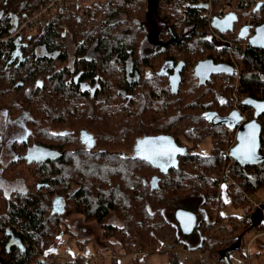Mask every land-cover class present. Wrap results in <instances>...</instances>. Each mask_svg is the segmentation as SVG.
<instances>
[{
    "label": "trees",
    "instance_id": "1",
    "mask_svg": "<svg viewBox=\"0 0 264 264\" xmlns=\"http://www.w3.org/2000/svg\"><path fill=\"white\" fill-rule=\"evenodd\" d=\"M49 1L0 0V108L12 109L14 113L19 109L28 115L26 141L16 143L15 151L20 154L38 147L57 153L56 158L45 160L21 157L0 169L3 177L21 185L6 196L0 189V198L4 200L0 206V256H5V264H51L44 258L56 244L64 220L72 215L97 222L107 237L121 239L127 253L139 242L153 246L161 227L172 226L171 220L166 222V211L173 202L189 197L202 200L204 218L198 227L203 241L211 240V264L224 263L227 254L236 250L237 242L242 248L244 234L253 228L243 218V236L239 234L226 241L212 236L219 223L236 220L234 216L221 215L228 205L225 197H229L232 207L243 208L248 203L246 195L257 198L264 194V163L246 166L236 161L232 152L237 129L221 123L233 111L237 80L236 92L244 99L264 101V38L255 44L250 39L246 43L243 37L247 38L249 33L253 37L256 34L254 38L258 39L257 35L264 32V0H155V6L144 0L90 4L78 0L66 14L50 11L36 34L10 37L17 18L37 13ZM208 1L211 12L206 7ZM150 12L156 19L161 15L159 28L149 21ZM230 12L238 15L239 27L225 34L211 29L213 18ZM101 13L110 21L96 26ZM132 16L130 23L128 18ZM210 31L226 41L215 39ZM149 36L165 41L152 43L147 40ZM69 42L73 44L72 51ZM18 46L23 47L29 59L19 67L5 69ZM70 53L74 54L76 72H71L70 67L51 66L55 57L63 64ZM84 53L131 55L137 67L149 64L152 71L160 69L163 60L173 65L184 64L178 94L171 91L163 76L144 79L145 83L131 92L133 101L139 104L131 118L132 141L152 135L181 139L189 145V152L176 166L158 171L159 167L138 157L124 158L119 153L91 155L78 133L58 132L69 121L73 130L80 127V110L70 105L82 100L72 75L78 74ZM142 56H146L145 60ZM204 62L216 65L221 73L200 78L196 68L201 69ZM236 67H240L238 76ZM107 71L101 76L109 80L111 74ZM226 75L230 80L223 83L221 78ZM27 76L34 80L51 77L46 83L49 93L41 94L40 86L33 85L37 95L23 92L15 98V91L20 90L15 89L17 80L27 81ZM240 110L249 116L245 123L253 119V109L242 106ZM258 122L262 127L260 154L264 156V114ZM208 137L212 150L208 155L197 154L195 149ZM126 143L118 140L111 148L118 152ZM102 146L109 148L104 141ZM229 148L230 156L226 158L223 153ZM20 162L27 165L29 176L17 168ZM153 179L158 182L155 189L151 188ZM58 198L64 202L62 215L53 208ZM176 211H170V218L180 231ZM111 214L122 220L121 226L104 224ZM6 227L30 245L28 252L11 256L6 252ZM169 255L171 264H181L175 253ZM73 264L84 263L76 260ZM191 264L204 262L197 259Z\"/></svg>",
    "mask_w": 264,
    "mask_h": 264
},
{
    "label": "flooded vegetation",
    "instance_id": "2",
    "mask_svg": "<svg viewBox=\"0 0 264 264\" xmlns=\"http://www.w3.org/2000/svg\"><path fill=\"white\" fill-rule=\"evenodd\" d=\"M106 1L108 0H101L99 2L103 3ZM144 1L148 2L150 6H155V0ZM97 2L98 1H95V3ZM90 3L85 1V4ZM206 7L210 12L212 11L210 1H208ZM230 13L236 14L233 12ZM230 13H227L226 16L230 15ZM226 16H222L218 19H223ZM18 19L19 18L16 19L14 25L16 24ZM128 20H130L131 23L133 21V16L131 18L129 17ZM109 21L110 18L101 13L96 22V26H99L102 23H109ZM149 21L153 22L154 24H158L156 27L159 28V26L161 25V15L159 16V19H156L153 12H150ZM239 21L240 20L238 17V20L233 25L234 30L240 26ZM211 29L217 30L212 25V23ZM210 34L217 40L224 42L226 41L219 36V34L221 33L216 34L213 31H210ZM255 36L256 34L254 35V37ZM243 37L245 38L244 41L246 43L250 39L253 43L257 44L261 38H264V32H261L260 36L259 34L257 35L258 39H255L253 37V34L249 35V33L247 38L246 36ZM147 40L152 43L156 41L163 43L165 41L164 38L159 40H150L148 38ZM19 49L21 51V54L16 55L15 59H12L13 57L11 55L5 69H8L9 66L12 65H16L17 67H19L29 59L28 57L30 56L25 54L23 47H19ZM67 58L68 59L63 64H61L59 63L58 57H55L51 61V66L57 69L63 68L62 66H64L65 68L70 67L71 72H76L75 66L73 65L74 54H69ZM141 58L145 60L146 56H142ZM80 59L81 64L78 70V74L72 76L74 77L75 85L77 86L79 93L81 94L82 100L78 104L70 105L71 107H76L80 110V127L78 128V130H73L69 127V121L67 122L68 124L66 123L67 125H65L63 128L58 129V132L60 134L78 133L79 139L84 144L83 146L85 150L91 155L106 154L108 156H111L115 153H119V155L123 156L124 158L138 157L145 159L156 167H159L160 169H158V171L167 170L171 167L176 166L178 160L189 152V145L183 144L181 139L178 138L177 140L171 136L165 137L164 135H152L139 137L132 141L133 127L131 118L132 115L135 114V111L137 112L136 108L139 106V104L133 101L131 92L138 86L143 85L145 83L144 79L155 76H163L164 80L167 79L168 85L172 91L169 78L172 74H174L178 64L183 63L179 62L176 65H173L172 63H167L165 60H163L161 63V68L152 71L153 66L151 67V65L149 64L144 67H137L134 60L135 58L131 55L112 54L106 56L97 54L90 55L84 53L80 56ZM11 60H13L12 63H10ZM200 65L201 69H199V67L196 68L197 75L200 78L202 76L208 77L209 75H212L213 72L218 74L221 73V71L218 70V67L216 65H212L210 62H204ZM107 70H110L111 74L109 75V80H106L101 76L102 73L108 72ZM49 76H47V78L41 77L40 79L35 80L30 79L27 76L25 77L27 78V81H23L24 78L18 79L15 89L17 88V90H20L15 91V98L23 92H30L32 95H37L33 91V85L34 87L40 86L41 94L47 95L49 93V88L46 87V83L51 78ZM2 109L5 112L6 119L4 118V120L1 122L11 123L16 127V132L14 131L13 137L8 140V129L5 128L2 130L1 126L0 148H6L7 152H10V158H5V160H3L0 154V169L5 167L15 159H22L27 157L30 159L31 157L32 160H45L57 157L56 152L47 151L38 147L30 148L29 150H25L24 152L21 151L20 154L17 153L15 151L16 143L25 142L27 138L26 136L29 131L27 126L28 115L22 110L19 111V109H17L18 111L16 113H14V111L9 108ZM125 130L128 132V135L126 134ZM118 140L125 141L127 143L124 149L116 152L113 148H111V146L115 145L114 143ZM103 141L108 144L109 148H104L102 146ZM23 167H25L26 169L28 168L27 165L23 162L17 164L18 169L23 170ZM7 187H9L10 192H12L14 191V189L20 188L21 185L14 183L13 179L9 180L3 177L0 170V189H2L3 196L10 194V192L6 194L4 190ZM5 231L6 235L8 236V240L4 242V249L8 254H10V256L12 254L18 255L19 253L29 251V244L23 243L12 230H9V228L6 227ZM10 256L9 258L11 259ZM52 256H54V254L48 252V256H46L44 260H47L51 263L52 259H54L51 258ZM4 257V255L0 256L1 264H5Z\"/></svg>",
    "mask_w": 264,
    "mask_h": 264
},
{
    "label": "rangeland",
    "instance_id": "3",
    "mask_svg": "<svg viewBox=\"0 0 264 264\" xmlns=\"http://www.w3.org/2000/svg\"><path fill=\"white\" fill-rule=\"evenodd\" d=\"M85 1L90 3L101 0H81L78 3L85 4ZM149 39L151 40L150 36ZM68 45L71 50L73 44L69 42ZM221 80L226 83L224 78H221ZM5 117L4 110L0 108V129L1 126L2 130L8 129L7 138L9 140L13 137L14 131L16 132V127L11 123L1 122ZM212 148V140L208 137L199 144L195 151L200 155H208ZM0 154L3 160L10 158V152H7L6 148H0ZM23 171L29 176L25 167H23ZM4 190L6 194L10 192L9 187ZM257 198L258 200H264V194H260ZM225 199L228 205L221 210V215L227 218L234 216L236 220H225L219 223L212 235L224 241L231 240L239 234L243 236L242 232L246 226L243 222L245 207H232L229 197H225ZM201 202L200 198L194 197L173 202L170 210L166 211V222L171 220L172 226L161 227L159 239L153 246H147L139 242L131 247V253H127L122 248L121 239L119 240L116 236L107 237L97 222H86L80 215H72L64 220L65 224L60 227V236L57 238L54 247L49 251L54 254L51 264H73L76 260L84 264H132L135 261H138L136 262L138 264H171L170 252L178 256L181 264H191L197 259L203 261L204 264H211L214 262L208 258L211 240L203 241L201 229L198 226L190 235L183 234L181 230L177 231L173 220L170 218L171 210L185 209L198 215L199 223L204 218ZM3 204L4 201L0 198V206ZM104 224L121 226L122 220L115 214H111L104 220ZM250 234L251 232L248 230L244 234L242 248L230 251L222 264H264V244H261L263 241L255 242L251 246L250 253L247 250L246 246L251 239ZM238 244L237 242L236 246ZM139 249L143 251V254L136 258L135 254Z\"/></svg>",
    "mask_w": 264,
    "mask_h": 264
},
{
    "label": "water",
    "instance_id": "4",
    "mask_svg": "<svg viewBox=\"0 0 264 264\" xmlns=\"http://www.w3.org/2000/svg\"><path fill=\"white\" fill-rule=\"evenodd\" d=\"M238 20L236 14L227 15L223 19L214 18L212 21V25L218 30L219 33H227L232 32L234 30L233 25ZM14 29H12V32ZM21 54L18 48L12 53V59L16 58V55ZM13 60L10 61L12 63ZM183 69V64L179 63L177 68L175 69L174 74H172L169 78L170 86L172 88L173 93L178 94L180 84L182 82L181 72ZM242 106L249 107L253 109L254 115L253 119L247 123H241L242 117L240 112L237 110H233L227 117L223 118L221 123H225L230 126L232 129H237L236 132V145L233 149L232 155L236 161H238L242 165L246 166H257L264 163V156L260 154L259 148V140L262 131V127L258 122V119L264 114V101H257L250 98H245L242 102ZM254 134L255 140V149L252 153L251 158H248L244 155L250 146V136ZM186 151V149H185ZM158 185V182H155V179L151 181V188L155 189ZM54 211L62 215L64 214V202L62 198H58L53 202ZM264 210V205H262L261 209H258L253 214V226L257 225L262 220V211ZM175 219L180 227V230L185 235L192 234L198 226V216L188 210L178 209L175 212ZM236 250L239 249V244L234 247ZM228 251V250H226ZM226 252L222 253V256H225Z\"/></svg>",
    "mask_w": 264,
    "mask_h": 264
},
{
    "label": "built area",
    "instance_id": "5",
    "mask_svg": "<svg viewBox=\"0 0 264 264\" xmlns=\"http://www.w3.org/2000/svg\"><path fill=\"white\" fill-rule=\"evenodd\" d=\"M78 2V0H50L46 6H44L41 10H39L37 13L33 15H23L19 17L18 21L14 25V31L12 32L10 37L19 36V35H34L36 34L41 26L43 25V21L45 16L50 11H56L58 10L61 14L68 13L72 6ZM3 40V39H0ZM236 76L239 75V68L236 67ZM230 77L224 76V81L229 82ZM235 86L237 88L238 86V80L235 82ZM233 93V102H232V108L233 110H237L241 112L242 102L244 100L243 96L239 95L236 92ZM242 122L245 123L248 120V115L246 112H241ZM224 157L230 156V148L223 153ZM226 175H228L226 173ZM247 199V205L244 208L245 212V219L248 223L252 224L253 221V214L258 210L261 209L262 205H264V200H258V198L246 195ZM251 239L247 244V250L250 253L251 246L257 242V241H263L261 244H264V210L262 211V220L257 225L253 226V228L250 230ZM143 254V251L141 249L138 250V252L135 254L136 258H138L140 255ZM53 258V256L51 257Z\"/></svg>",
    "mask_w": 264,
    "mask_h": 264
},
{
    "label": "snow or ice",
    "instance_id": "6",
    "mask_svg": "<svg viewBox=\"0 0 264 264\" xmlns=\"http://www.w3.org/2000/svg\"><path fill=\"white\" fill-rule=\"evenodd\" d=\"M250 146L248 147L247 151L244 153V155L248 158H251L252 153L254 152L255 149V140H254V134L250 136Z\"/></svg>",
    "mask_w": 264,
    "mask_h": 264
}]
</instances>
